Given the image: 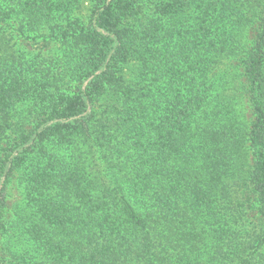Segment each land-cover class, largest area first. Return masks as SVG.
<instances>
[{"label": "trees", "instance_id": "trees-1", "mask_svg": "<svg viewBox=\"0 0 264 264\" xmlns=\"http://www.w3.org/2000/svg\"><path fill=\"white\" fill-rule=\"evenodd\" d=\"M157 1L0 0V232L5 189L18 178L29 197V264H264V7L247 43L236 0ZM80 4L93 8L90 26L64 29ZM145 4L152 25L131 27ZM43 31L76 47L65 70L84 89L72 97L60 92L63 79L51 90L37 82L14 53V32ZM118 59L139 62L135 79L117 76ZM225 61L240 79L226 81ZM32 84L56 101L42 103L27 148L3 146L7 109ZM96 96L112 102L106 121L96 119L92 170L42 149L26 155L45 143L85 159L84 113Z\"/></svg>", "mask_w": 264, "mask_h": 264}, {"label": "rangeland", "instance_id": "rangeland-1", "mask_svg": "<svg viewBox=\"0 0 264 264\" xmlns=\"http://www.w3.org/2000/svg\"><path fill=\"white\" fill-rule=\"evenodd\" d=\"M148 1L150 2V0ZM157 2L158 6L161 7L162 5H166L168 0H158ZM235 3L238 12L241 15L238 24L242 22L240 24L239 36L243 37L244 41L249 43L254 38L253 30L256 27V21L258 18L256 11L259 10V7H264V0H236ZM92 9L93 8L87 4H80L79 7H74L70 13V18L63 21L64 29L68 30L71 28L78 32L82 28H88L91 24ZM135 15L136 16L129 18L131 27L139 26L141 28L152 25L150 22V19L152 18L150 5L145 4ZM232 20L235 22V17H233ZM12 43L16 50L14 53L23 58L26 63H29L30 66H32V71H38L36 76L37 82L46 84V87L51 90L50 82H53L54 78L63 79L64 84H57V86L61 89L60 92L63 95H66V97H72L79 89H84V85L82 84L79 87V83L69 78L68 72L65 70V61L73 55V49L76 48L75 46H69L63 41L55 39L51 40L44 31L38 35H23L14 32ZM132 55L133 58H135V52H133ZM114 66L119 78H126L127 80L130 78V80H133L135 79L140 64L137 60H134L133 62H124L118 59ZM219 70L222 75H225L226 81L237 80L241 77L240 68H236L231 62L225 61L223 65L219 67ZM91 79L92 76L87 78L84 81V84H88ZM17 91L21 92V88H18ZM55 97L56 96L53 93L46 96L42 92V88L39 84H32L30 95H28L27 98L17 106L16 103L14 106L11 105L10 108L7 109L10 116L6 115V113L5 118H8L10 123L5 130V133H3L4 135H2L1 141L4 144L3 146L9 144L14 139L13 144H20L19 148L21 149L27 148L30 139L26 140L25 136L35 124L33 121L36 117L41 115L42 103L45 102V107L50 109L56 101ZM99 98L100 96H96L88 106L87 111L84 113V115L87 114V117L90 118L89 125H86L88 127V134L90 135V139L88 140L89 154L85 159H82L79 156L74 161H71L69 154L73 155V153L69 150L66 151L64 147L56 144L47 145L45 143L37 145L32 153L30 151L26 155L28 157L34 156L36 153L39 154V150L42 149L45 158L49 155H55L57 159L61 161L81 162L89 170H92L94 168V163L93 159H90L92 158V155H94L96 149L94 141H92V137L96 132V126H98L96 119L100 117L106 121L108 118V112H106V110L110 109L109 103L112 102L107 101L109 97H104L102 99ZM239 113L250 117L248 114L250 113L249 110H246V107L242 104L239 108ZM110 134L111 132L109 133L108 130L104 128L106 140L109 139ZM106 140L104 141L105 144L103 145V150L111 146L110 141ZM13 148L17 150L16 144ZM44 154L40 155L41 158ZM75 155L77 154L74 152V156ZM45 158H43V162H45ZM29 161L33 162L31 159H29ZM19 173L20 172L17 171L15 176H19ZM28 200V192L23 182L18 178H14L8 183L5 189L4 198V227L0 232L1 264H29L28 262L32 258L31 242L25 232L24 222V218L29 209ZM207 258L208 257H204L202 260ZM208 262L209 261L206 263Z\"/></svg>", "mask_w": 264, "mask_h": 264}]
</instances>
